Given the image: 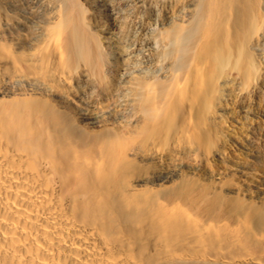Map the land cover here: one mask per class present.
Returning a JSON list of instances; mask_svg holds the SVG:
<instances>
[{
	"label": "bare ground",
	"instance_id": "bare-ground-1",
	"mask_svg": "<svg viewBox=\"0 0 264 264\" xmlns=\"http://www.w3.org/2000/svg\"><path fill=\"white\" fill-rule=\"evenodd\" d=\"M257 118L264 0H0V264H264Z\"/></svg>",
	"mask_w": 264,
	"mask_h": 264
},
{
	"label": "rangeland",
	"instance_id": "rangeland-1",
	"mask_svg": "<svg viewBox=\"0 0 264 264\" xmlns=\"http://www.w3.org/2000/svg\"><path fill=\"white\" fill-rule=\"evenodd\" d=\"M246 16H247V15H246ZM240 17H242V18H241L242 22L240 23V25H243V19L245 20V18H247V17H245L243 14H241ZM245 21H246V20H245ZM235 109H236V108H235ZM235 112L238 113V110H237V111L235 110ZM257 119H258L257 121H259V124L261 123V124H260V127H263L262 125L264 124V122H263L264 119H259V118H257ZM244 120H245V122H244ZM227 121H228V122H227V126H228L227 128H229V129H234V130L237 129V127L234 126L235 123L232 124L231 121H230L229 119H228ZM229 121H230V122H229ZM242 121H243L244 124L246 125V124H248V122H249L250 120L247 118V119H243ZM262 122H263V123H262ZM244 124H243V125H244ZM235 125H236V124H235ZM243 125H242V126H243ZM244 127H245V126H244ZM244 127H243V128H244ZM263 128H264V127H263ZM235 131H236V130H235ZM261 131H264V129H262ZM255 134H256V136H257V134H258L257 137H259V139L262 138V139H260V141H261V143H262L263 146H264V137H263L262 135H261V137H260V134H259L258 131H256Z\"/></svg>",
	"mask_w": 264,
	"mask_h": 264
}]
</instances>
